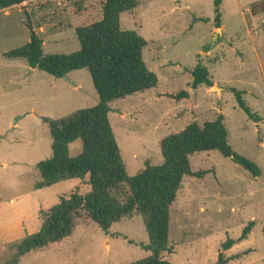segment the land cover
Returning <instances> with one entry per match:
<instances>
[{"label": "rangeland", "instance_id": "rangeland-1", "mask_svg": "<svg viewBox=\"0 0 264 264\" xmlns=\"http://www.w3.org/2000/svg\"><path fill=\"white\" fill-rule=\"evenodd\" d=\"M45 1L46 8L25 11L39 26L43 54L77 52L75 28L99 21L104 0ZM137 2L135 10L120 16V27L146 41L143 60L158 85L109 105L127 174L163 162L162 137L220 114L231 149L261 170L253 178L217 151L191 156L192 171L206 174L183 179L170 208L172 249L163 258L170 264H218L221 254L233 259L228 264H264V0H222L219 28L214 0ZM22 11L0 13V264L14 256L11 247L40 231L44 213L61 198L91 190L88 177L36 188L41 181L36 164L52 155L43 119L58 121L93 108L98 97L87 70L55 79L22 59L5 57L28 42ZM199 64L208 70L212 87L194 90L192 72ZM230 89L244 93L257 123L239 108ZM181 92L188 97L175 101L163 95ZM80 150V142H74L69 156ZM250 222L255 226L248 239L222 250ZM148 245L143 220L135 214L112 225L107 235L92 223L83 225L68 242L31 252L17 264H132L151 256Z\"/></svg>", "mask_w": 264, "mask_h": 264}, {"label": "trees", "instance_id": "trees-1", "mask_svg": "<svg viewBox=\"0 0 264 264\" xmlns=\"http://www.w3.org/2000/svg\"><path fill=\"white\" fill-rule=\"evenodd\" d=\"M222 0H214V22L220 27ZM43 9L45 0H0V13ZM137 0H104L99 21L75 28L79 50L69 55H44L39 26L30 15L25 24L29 31L28 42L5 54L8 59H22L30 69L42 71L55 79H63L69 73L87 70L98 103L93 108L79 110L68 117L46 123L52 139V155L36 164L41 181L37 189H44L66 180H84L88 177L90 192L74 191L68 198L44 213L39 232L27 236L13 247L14 256L5 264H17L19 259L49 247L64 244L83 225L94 224L106 235L110 227L138 214L144 223L150 257L132 264H170L164 255L170 254V208L174 204L185 177L203 178L205 172H193L190 158L196 153L217 151L223 157L248 172L253 178L261 176L260 168L249 159L235 153L228 144V132L224 117L218 115L202 126L193 122L176 133L164 136L158 146L163 162L158 166L146 165L145 169L129 176L109 123L110 103L143 93L158 85L157 76L148 70L143 51L146 41L136 31H123L120 16L137 8ZM192 88L204 85L212 87L208 70L197 65L192 72ZM239 108L249 119L259 121L243 99L244 93L229 90ZM179 101L188 94L181 92L163 94ZM80 142V153L69 156V147ZM255 224L244 227L237 240L228 238L221 248L230 250L236 243L247 240ZM236 257H234L235 259ZM232 258L218 264H228Z\"/></svg>", "mask_w": 264, "mask_h": 264}, {"label": "water", "instance_id": "water-1", "mask_svg": "<svg viewBox=\"0 0 264 264\" xmlns=\"http://www.w3.org/2000/svg\"><path fill=\"white\" fill-rule=\"evenodd\" d=\"M22 14H23V17H24V20H25V24H27V23H28V17H27V15H26L25 11H22ZM213 89L216 90L215 87H213ZM217 90H218V89H217Z\"/></svg>", "mask_w": 264, "mask_h": 264}, {"label": "crops", "instance_id": "crops-1", "mask_svg": "<svg viewBox=\"0 0 264 264\" xmlns=\"http://www.w3.org/2000/svg\"><path fill=\"white\" fill-rule=\"evenodd\" d=\"M211 80V79H210Z\"/></svg>", "mask_w": 264, "mask_h": 264}]
</instances>
